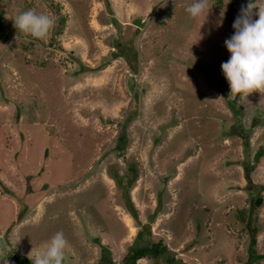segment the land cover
Instances as JSON below:
<instances>
[{"label": "rangeland", "instance_id": "rangeland-1", "mask_svg": "<svg viewBox=\"0 0 264 264\" xmlns=\"http://www.w3.org/2000/svg\"><path fill=\"white\" fill-rule=\"evenodd\" d=\"M219 1L198 19L193 0L0 1V264L60 231L63 264H122L147 226L189 264H264V205L259 232L240 215L264 200V94L230 98L221 68L249 0ZM28 9L54 18L47 39L18 35Z\"/></svg>", "mask_w": 264, "mask_h": 264}, {"label": "clouds", "instance_id": "clouds-1", "mask_svg": "<svg viewBox=\"0 0 264 264\" xmlns=\"http://www.w3.org/2000/svg\"><path fill=\"white\" fill-rule=\"evenodd\" d=\"M257 8L258 13H254ZM185 11L192 19L204 17L210 11L209 0H193ZM254 15L258 19H253ZM223 17L222 10L218 26H222ZM13 20L18 35L23 33L39 40L47 39L55 25L53 17L35 9L22 11ZM233 28L234 34L225 40L230 58L222 62L221 68L230 86L229 97L245 101L254 92L264 94V4L249 0L241 7ZM260 104H264V98ZM67 246L68 241L60 231L54 234L42 253L38 252L33 258V249L28 258L33 264H63Z\"/></svg>", "mask_w": 264, "mask_h": 264}, {"label": "trees", "instance_id": "trees-1", "mask_svg": "<svg viewBox=\"0 0 264 264\" xmlns=\"http://www.w3.org/2000/svg\"><path fill=\"white\" fill-rule=\"evenodd\" d=\"M2 1V0H0ZM220 5L222 4L221 0L219 1ZM4 15L1 16V22H0V41L2 39V35L4 32ZM235 21V20H234ZM62 23H65V19L62 20ZM135 72H137V69L135 68ZM232 109L235 113L236 117H240V109H237L234 103H231ZM126 122L122 125V131L118 137V143L116 145V150L123 152L126 149L127 145V136H126ZM247 167V180H248V188H251L253 191L258 189V185L253 184L252 178L250 176V171L252 170L251 163L246 164ZM131 170L134 173V178L132 180L127 182V185H132L135 180L137 179V167L132 165ZM116 178L121 179L119 176H116ZM124 180V179H121ZM127 204L132 209V212L134 213L135 218H137V212L134 209V206L128 197ZM252 208L250 209V215H246L244 212H240V215L243 220L248 221V224L250 225V232H259V229L257 228L256 224L253 223L254 217L252 215V212L260 209L264 205V200L261 197L253 198L252 199ZM150 228L147 226L142 232L139 237L136 245L131 249L127 257L123 260L122 264H137L142 259H153L156 263L160 264H189L184 262L182 259H177L176 255L168 248L167 244L159 239V240H150ZM252 260H262L264 256L262 255H255ZM13 264H15L13 262ZM20 264H33V262L30 259H25L24 261L20 262ZM100 264H116L112 262L110 259V252L109 250H104L103 259L101 260ZM245 264H252L245 263Z\"/></svg>", "mask_w": 264, "mask_h": 264}]
</instances>
